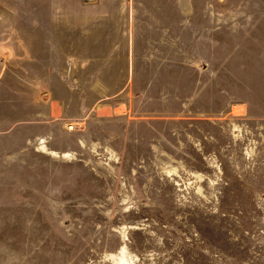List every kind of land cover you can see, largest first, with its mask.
<instances>
[{
	"label": "rangeland",
	"instance_id": "obj_1",
	"mask_svg": "<svg viewBox=\"0 0 264 264\" xmlns=\"http://www.w3.org/2000/svg\"><path fill=\"white\" fill-rule=\"evenodd\" d=\"M219 3L140 0L131 107L88 125L40 120L66 62L0 0V264H264V0Z\"/></svg>",
	"mask_w": 264,
	"mask_h": 264
},
{
	"label": "crops",
	"instance_id": "obj_2",
	"mask_svg": "<svg viewBox=\"0 0 264 264\" xmlns=\"http://www.w3.org/2000/svg\"><path fill=\"white\" fill-rule=\"evenodd\" d=\"M38 1L45 17L35 24L34 58L66 62L63 72L36 77V98L46 95L48 100L42 103L40 97L42 110L36 113L40 120L54 117L60 123L69 119L89 125L121 116L118 110L123 104L131 107L139 44L147 41L153 46V39H138L140 0ZM219 1L188 8L187 0H174L179 11L203 12L219 11ZM146 2L154 5V0Z\"/></svg>",
	"mask_w": 264,
	"mask_h": 264
},
{
	"label": "built area",
	"instance_id": "obj_3",
	"mask_svg": "<svg viewBox=\"0 0 264 264\" xmlns=\"http://www.w3.org/2000/svg\"><path fill=\"white\" fill-rule=\"evenodd\" d=\"M74 127H75L74 124L69 125V129H73Z\"/></svg>",
	"mask_w": 264,
	"mask_h": 264
}]
</instances>
